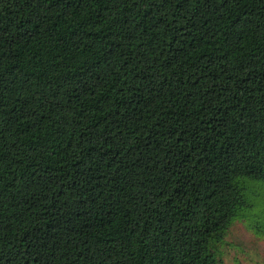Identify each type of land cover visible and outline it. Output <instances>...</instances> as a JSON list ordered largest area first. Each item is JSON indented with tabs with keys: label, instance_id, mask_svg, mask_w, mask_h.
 <instances>
[{
	"label": "trees",
	"instance_id": "16d2710c",
	"mask_svg": "<svg viewBox=\"0 0 264 264\" xmlns=\"http://www.w3.org/2000/svg\"><path fill=\"white\" fill-rule=\"evenodd\" d=\"M264 180V0H0V264H221Z\"/></svg>",
	"mask_w": 264,
	"mask_h": 264
},
{
	"label": "rangeland",
	"instance_id": "374dc122",
	"mask_svg": "<svg viewBox=\"0 0 264 264\" xmlns=\"http://www.w3.org/2000/svg\"><path fill=\"white\" fill-rule=\"evenodd\" d=\"M245 197L248 206L215 248L221 264H264V180H248Z\"/></svg>",
	"mask_w": 264,
	"mask_h": 264
}]
</instances>
